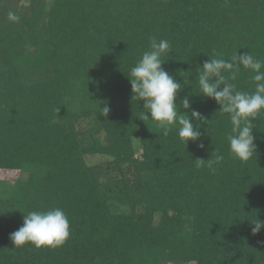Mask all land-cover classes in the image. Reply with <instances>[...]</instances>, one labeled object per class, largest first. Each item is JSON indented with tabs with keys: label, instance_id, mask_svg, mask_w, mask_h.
<instances>
[{
	"label": "trees",
	"instance_id": "obj_1",
	"mask_svg": "<svg viewBox=\"0 0 264 264\" xmlns=\"http://www.w3.org/2000/svg\"><path fill=\"white\" fill-rule=\"evenodd\" d=\"M152 38L170 44L164 70L191 80L177 102L189 96L206 120L197 143L165 137L132 100L129 72ZM237 52L264 61V0H0V169L22 174L0 181V264H264L251 225L264 222V115L242 163L229 115L199 95L198 67ZM252 75L229 82L250 93ZM56 207L69 240L14 250L23 214Z\"/></svg>",
	"mask_w": 264,
	"mask_h": 264
},
{
	"label": "clouds",
	"instance_id": "obj_2",
	"mask_svg": "<svg viewBox=\"0 0 264 264\" xmlns=\"http://www.w3.org/2000/svg\"><path fill=\"white\" fill-rule=\"evenodd\" d=\"M10 22H18L19 17L8 13ZM170 52L167 40L157 41L152 38L149 50L142 54L134 67L129 72L132 100L143 102L145 112L142 120H151L162 130L166 137L174 128L184 145L189 142L197 143L201 137V124L206 120L197 110L191 107L189 96L177 102V96L184 85H189L191 80L180 84L164 70L165 64L162 57ZM250 70L255 90L253 92L237 91L235 85L229 82L235 80L240 69ZM264 61L254 58L249 52L234 54L230 59L209 58L197 69L198 85L201 96L212 99L219 106V111L229 115L232 125L231 134L228 136L229 151L232 156L244 163L249 161L257 151L254 143L253 122L264 115ZM227 74V76H226ZM181 108L185 111L181 113ZM103 116L107 117L110 108H101ZM190 112V116L188 114ZM197 121L196 125L192 121ZM200 149L205 145L198 143ZM214 163L219 164L224 157L215 152ZM197 167L207 163L212 167L213 161L206 162L195 160ZM252 234H258L264 228V222L256 220L251 222ZM70 223L61 208H51L47 211H30L23 214V224L10 234V241L16 248L30 245L37 250L46 248L55 250L62 247L70 238Z\"/></svg>",
	"mask_w": 264,
	"mask_h": 264
},
{
	"label": "rangeland",
	"instance_id": "obj_3",
	"mask_svg": "<svg viewBox=\"0 0 264 264\" xmlns=\"http://www.w3.org/2000/svg\"><path fill=\"white\" fill-rule=\"evenodd\" d=\"M89 162L98 163L99 157H88ZM22 176L21 172L13 169H0V181H7L10 183L16 182Z\"/></svg>",
	"mask_w": 264,
	"mask_h": 264
}]
</instances>
